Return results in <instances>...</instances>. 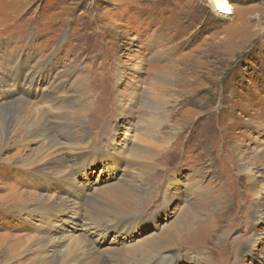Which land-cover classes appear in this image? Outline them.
I'll list each match as a JSON object with an SVG mask.
<instances>
[{
	"label": "rangeland",
	"instance_id": "374dc122",
	"mask_svg": "<svg viewBox=\"0 0 264 264\" xmlns=\"http://www.w3.org/2000/svg\"><path fill=\"white\" fill-rule=\"evenodd\" d=\"M225 4L0 0V124L11 122L6 134L0 125V264H51L79 236L99 255L128 262L146 246L148 264H264V0ZM29 73L33 87L13 82L29 83ZM58 83L64 104L76 95L85 109L55 106L60 101L46 94ZM16 84L29 90L28 100ZM146 95L153 110L143 105ZM16 98L32 113L18 110ZM152 116L159 127L148 133ZM42 119L60 154L29 164L42 141L21 124ZM156 134L163 139L153 167L137 177L128 154ZM84 151H105L117 163L77 168ZM67 166L69 182L57 175ZM113 184L132 187L131 215L114 222L119 231L88 227L79 197ZM66 193L68 200L58 198L67 202L62 215L33 212L39 198ZM153 238L168 248L148 257Z\"/></svg>",
	"mask_w": 264,
	"mask_h": 264
},
{
	"label": "bare ground",
	"instance_id": "6f19581e",
	"mask_svg": "<svg viewBox=\"0 0 264 264\" xmlns=\"http://www.w3.org/2000/svg\"><path fill=\"white\" fill-rule=\"evenodd\" d=\"M225 1L226 0H221V1L217 0L216 6H218L220 9H226ZM20 65L21 64H18L17 67H20ZM32 75H33L32 73L28 74V77L31 78L29 83L27 82L28 78H25L24 80H22V78L19 76L18 77L20 79L15 78L13 80V82L18 81L19 85L22 84L28 89L30 86H32L34 84V80L36 78V75H35V77H33ZM18 84L13 85V86L17 87V90L19 93H21L22 98H26L28 100L29 90H27V89L23 90L21 87H19ZM59 85H60L59 83H58V85L57 84L52 85L51 86L52 91H50V92H48V94H46L48 97H50L51 100L56 99V100L60 101V103H59L57 101L52 100V102L54 103L55 106L64 107V108H67L68 110H72V108H68L66 105H71L74 108H78L77 107L78 104L81 103V107L85 104V102H83L76 95L69 96L67 98L68 103L64 104L63 103L64 99L56 95V91H57V88ZM9 98H10V96H9ZM41 98H42V96H41ZM14 101L16 102L15 106L17 107L18 110L25 112V113H32L31 108L27 107V103H26L25 99L16 98V100H14ZM52 102L49 100V101H47L46 105H49L48 103H50V107L54 108L55 106L52 104ZM82 103H84V104L82 105ZM143 103H144L143 105L145 107L147 106L149 110H153L154 106H156V104L152 100L148 99V95H146V98L143 101ZM85 105H87V104H85ZM85 105L82 107V109H85ZM37 112L40 116L44 117L43 114H41L39 111H37ZM77 117H81L82 122H84V116L77 115ZM23 121H26V119L23 118L21 120V123ZM19 124H20V122H19ZM104 124H105V122L101 123L99 125V127L104 125ZM147 124H148V127H146V128L148 130V133L152 132V131L156 132L157 128L159 127L158 122H157L156 118H154V116L147 119ZM0 125H1L2 131L5 132V134H6L8 131V127L11 126V122L8 121V119H7L5 121H2V123ZM23 127H24L23 124H21L20 130L22 129L23 131H25L24 133L29 138L34 137V138L38 139L39 142L42 141L41 152L39 151L37 154L32 155V157H31L32 160L29 161V164H31V163L33 164L36 162L38 163V162L42 161V159H46L45 156L55 157L56 155L60 154L58 152V144L59 143H58L56 137L51 133L50 124H48L46 119H42L41 121L37 122L36 124H34L32 126L29 125L25 128H23ZM65 129H67V127H65ZM70 130L71 131H68L69 133L72 132V129H70ZM69 137H70V134H69ZM5 138H6V135L2 138L3 141H5L4 146L7 145V141ZM147 138L150 139V136H148ZM157 139H163V135L161 136V134H156L155 138H152V140L150 142L148 140H142V141H145L144 142L145 145L135 146V148L130 152V154H128V160H127L128 167L130 169H133L134 171L138 172L139 176H137V177H141L144 179L146 174H149V172L151 171V169L153 167L152 155L154 154L153 153V151L155 150L154 147L157 145V142H156ZM148 143H150V144H148ZM65 146L66 147H74L75 149H73V150H76V151L78 150L79 151L78 153L82 152L81 148H78L80 146H77L75 144L70 145L69 143H67V144H65ZM65 146L63 147V150H64V148H66ZM109 146H110V148H109ZM109 146H108V148L111 149V147L112 148L114 147V144L111 143V144H109ZM84 147L86 150L87 145ZM88 148H89V146L87 147V149ZM108 148H107V150H108ZM107 150H105V151H107ZM105 151L94 152V153H91V152L89 153L88 151H84L85 154L82 156L78 155V159L75 161V163L77 164V168L82 169L84 164L92 163L96 160L106 161V159H107L112 164H116L117 162L115 160H113L112 158H110V156L108 154H106ZM115 152H116V150H115ZM75 158H77L76 153H75ZM59 162L62 163V160H59ZM67 167L63 168V170H60L57 173V175L63 174L59 178L64 177V180L66 182H69L70 181V178L68 177L69 172L67 173L68 170L66 171V169H69V167L68 168ZM60 185H63V189L66 190V185H64V184H60ZM131 188L132 187H129V186L124 185V184H122V185H114L113 184L112 186H108L105 189L102 188L101 191L98 192L97 197L87 196L86 199H84L83 197H79L81 200H83L84 202L87 203L86 207L82 206L80 208L83 210L84 215L87 216V221L85 224L88 227H94V228H100L102 226L113 227L112 225H114L115 227H118L114 231L121 230L122 228L119 226H121L122 223L114 224V222H116V221L118 222V219H121V220L127 219L128 215H131L130 210H131L132 205H133V197H132ZM69 197L70 196L67 195V193H66V196L57 197V198H53V199L52 198L46 199L44 197H41V198H39V200L37 202V205H36L37 207H34L35 209L33 208L34 209L33 212L35 214H39L41 216H47L48 219L51 220L53 216L62 215L61 214L62 208L65 206V203H67L65 200H62V199L68 200ZM58 198H62V199H58ZM261 208L262 209H260V211L261 210L263 211L264 207H261ZM89 209H90V212H89ZM105 231H106V229L103 228L102 234L100 235L101 237H103V235L105 234ZM78 236H79V234H78ZM151 241H156V243H154V244H157V246H156V248H154V250L152 249L153 251L148 250V257L151 253H153V252L155 253V251H158V250L160 251V250H164V249L168 248V247L162 245V242H160L161 240L159 238H153ZM164 244H166V243H164ZM149 246L150 245H148V247ZM145 247L146 246H141L139 251H137L138 249L132 250L131 252L134 255V257H130L132 259V262H128L127 260H124L125 257L121 258L118 255L117 256L116 255H110L108 253H106L105 257L99 255L97 253L96 247H94L93 244L90 243L87 238H83V237L79 236L74 241L69 242L66 245V247L64 248V251L61 252L60 255L52 254L50 260H51V264H68V263H70V264H148V261L145 259V257L147 256V253H145L143 251L145 249ZM128 252L129 251H127L126 253H128ZM129 256H130V253H129ZM35 264H40V258H37V262Z\"/></svg>",
	"mask_w": 264,
	"mask_h": 264
}]
</instances>
